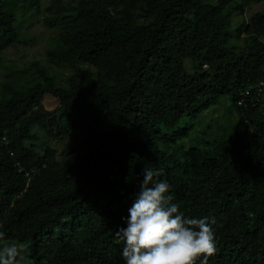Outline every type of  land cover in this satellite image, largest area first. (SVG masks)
I'll return each instance as SVG.
<instances>
[{"label": "trees", "instance_id": "1", "mask_svg": "<svg viewBox=\"0 0 264 264\" xmlns=\"http://www.w3.org/2000/svg\"><path fill=\"white\" fill-rule=\"evenodd\" d=\"M42 1L0 0V244L25 242L20 264H123L115 232L153 168L215 221L206 264H264V16L229 32L264 0H51L44 61L2 79ZM222 103L219 135L198 118Z\"/></svg>", "mask_w": 264, "mask_h": 264}, {"label": "clouds", "instance_id": "2", "mask_svg": "<svg viewBox=\"0 0 264 264\" xmlns=\"http://www.w3.org/2000/svg\"><path fill=\"white\" fill-rule=\"evenodd\" d=\"M162 169L143 168L122 226L115 232L123 264H206L217 251L214 220L189 217L174 202ZM5 236L0 231V240ZM25 242L0 244V264H20Z\"/></svg>", "mask_w": 264, "mask_h": 264}, {"label": "rangeland", "instance_id": "3", "mask_svg": "<svg viewBox=\"0 0 264 264\" xmlns=\"http://www.w3.org/2000/svg\"><path fill=\"white\" fill-rule=\"evenodd\" d=\"M218 1L219 0H203V3L215 4ZM65 2L69 3L70 0H65ZM231 2H233V0ZM50 4L51 0L42 1L40 5V13L37 16L25 18L21 21L20 39H18L19 41H22V43H17L14 46L8 47L4 51L3 65L5 66V70H2V79H4L6 74H9L8 72H10L13 68L22 69L32 62L44 61L46 51L52 45V39H54V37L58 34L56 29L46 27L43 21L42 14ZM257 15L264 16V3L246 4L242 14L235 12L231 17L232 25L229 32L234 34V30H236L238 24H241L242 22H249L253 16ZM233 38L235 37L232 36L231 40H234ZM262 40L264 41V38H262ZM236 41L241 43V39ZM56 71L58 80L62 79L64 73H61V70ZM228 109L229 108L226 107L225 103H222V106L212 107L211 110L205 111L199 116L198 122L200 121L203 126H205V124H210L213 131H218L219 135L222 133L225 134L223 130L228 128L229 122V116L227 114ZM196 130V133H200L203 128L202 126L197 125ZM195 135L196 134L194 133V136ZM71 142V138H67L60 142H51L48 139H42L39 146L43 149L51 146L60 152L68 149Z\"/></svg>", "mask_w": 264, "mask_h": 264}, {"label": "built area", "instance_id": "4", "mask_svg": "<svg viewBox=\"0 0 264 264\" xmlns=\"http://www.w3.org/2000/svg\"><path fill=\"white\" fill-rule=\"evenodd\" d=\"M245 95H249V92H248V91H246V92H245ZM239 104H242V101H241V102H239Z\"/></svg>", "mask_w": 264, "mask_h": 264}]
</instances>
